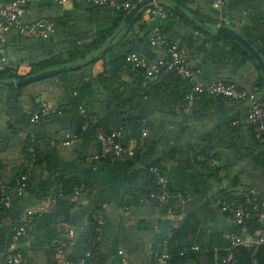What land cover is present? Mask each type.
<instances>
[{"label":"crops","instance_id":"crops-1","mask_svg":"<svg viewBox=\"0 0 264 264\" xmlns=\"http://www.w3.org/2000/svg\"><path fill=\"white\" fill-rule=\"evenodd\" d=\"M190 7L200 8L218 23L230 21L229 27L264 53V0L230 2L220 10L205 1ZM139 12V19L124 38L119 37L124 25L112 37L115 51L106 60L15 89L0 87L1 181L11 184L26 169L25 147L31 139L36 141L39 155V163L31 172L30 191L15 197L11 206L0 212V264L6 262L8 251L16 247L23 252L26 264H71L68 259L77 260V264H151L159 236L160 212L146 203L144 192L149 187L148 178L155 177L151 172L155 164L166 173L170 183L187 195V200L182 202L183 214L177 217L174 228L187 214L195 213L202 221V231L195 244L203 246L204 253L192 252L184 264H217L210 249L205 254L206 243L212 247L219 245L220 237L253 233L247 228L240 229L241 224L223 211L219 201L213 202L221 192L231 197L244 196V189L255 190L264 197L260 193L264 192L262 158L255 150L248 126L243 125L248 104L219 99L202 107L195 116L186 115L176 105L174 91H165L163 83L153 89L156 83L152 85L148 79L141 81L129 67L128 55L136 52L150 61L162 58L164 53L149 45L147 36L152 28L165 25L167 37L181 43L190 65L202 70L204 84L215 76H225L247 87L244 90L255 91L262 103L263 93L255 88L263 79L261 71L258 72L253 59L242 56L227 38L209 39L177 17L149 16L145 6ZM117 18L111 9L82 4L31 5L28 20L57 23L55 33L45 40H37L12 32L5 46L7 60L0 63L1 69L11 67L17 75L26 78L31 72L28 64L53 56L57 49L65 50L69 41L91 43L97 37L99 26L114 28ZM242 59L244 65L239 63ZM76 86L84 87L88 90L85 93L91 94L89 112L86 111L90 115L102 119L119 106L127 118L137 119L149 127L150 145L142 154L138 151L139 159H132L131 164L125 161V165L107 159L91 160L103 155L104 147L98 136L85 132V120L80 112L31 122V116L43 104L68 107L77 95L73 89ZM186 92V85L181 86V94ZM72 134L77 136L75 141L64 145V136ZM62 178L85 182L89 189L76 195L75 188L70 195L62 196L60 201L67 202L70 209L56 211L51 187ZM96 213L105 222L99 236L98 224L93 220ZM31 216L34 221L29 225L27 236L16 245H9L10 230ZM70 234H73V243L62 259L59 246ZM94 234L100 242L91 254L89 248ZM81 248L87 249L83 261L76 254ZM217 251L214 248V253Z\"/></svg>","mask_w":264,"mask_h":264},{"label":"trees","instance_id":"trees-1","mask_svg":"<svg viewBox=\"0 0 264 264\" xmlns=\"http://www.w3.org/2000/svg\"><path fill=\"white\" fill-rule=\"evenodd\" d=\"M2 1L8 2L9 0H2ZM159 1L163 4H168L174 10L176 17L179 20L183 21V23L186 24V26H191L192 29H194L196 32L207 36L209 39H213V40L219 39L214 36L213 29L215 26L221 25L222 23L221 22L218 23L217 20H215L212 17V15L202 12L200 8L193 9L190 7V5L200 2V1H205V3H207L208 5L212 7L213 0H159ZM238 1L239 0H229L228 3L238 2ZM73 4L75 5L76 3H73ZM35 5L41 6V7L42 6L47 7V6H55L56 4H53L51 2H45L42 4H35ZM145 9L147 8L145 7ZM112 11L118 15L117 24L114 26V28L110 29L109 27L99 26L98 31H97V37L93 41H91V43H87V44L79 43L78 44L77 40L69 41L67 44L68 47L65 48V50L57 49V51L55 52L53 56L48 57L36 64H28L29 66H31V72L27 75V77L35 75L40 72H46L49 70L62 68L64 66L67 67V69L64 72L59 73L57 75H52L50 77L61 76L65 73L79 70L82 67L90 66L96 63L97 61H100L101 59L106 60L107 56H110L111 53L115 51V47H116V43H114V41L110 43V40L113 36H115L116 34L117 35L119 34V30L122 27V25H124L123 22L127 15L122 12H116L114 10ZM139 17H140V12L137 13L136 16L131 20L130 25L125 27L123 32L119 35L120 38L121 37L124 38L131 31L133 24L139 19ZM54 26H57V23ZM162 26L165 27L166 32H167V27L165 25H162ZM25 39H29V38H25ZM37 40H45V39H37ZM168 40L173 41L170 38H168ZM231 43L233 44V46H235L237 50L241 52L242 56H245L248 59L252 60L249 54L244 49H242L238 44L232 41ZM179 44L182 47L181 43ZM258 51L260 52L261 56L264 59V53L261 50H258ZM239 63H241V65H244L245 60L242 59ZM254 64L258 72H260V69L258 68L257 64L255 62ZM129 67H131V65ZM190 67H192L193 69H198L202 72V70L199 67H193L191 65ZM131 70L138 77H140L141 81L146 79L143 70L133 69L132 67H131ZM22 78H25V77L17 75L11 67L5 66L3 69L0 70V87L4 88V86L2 85V83L4 82H11L14 80H20ZM99 79L100 80L102 79V75L99 76ZM160 80L161 82H159ZM212 80H219L227 84H234L236 85L237 88L242 89V90L247 88L243 86L240 82H237L236 80H231L225 76H215L210 81ZM113 81L114 79L111 80V83ZM149 81H151L150 84L152 85L156 83L155 85H153V89L158 86L157 85L158 83H163L164 86L162 84L161 85L164 87L165 91L169 89L174 91V95L176 96V99H175L176 105L181 108V112L189 116L197 115L200 112V109L202 107H208L210 104H212L216 100H219V99L228 100L227 98H224V97L210 96V95H207L206 93H195L191 110L189 113H186L182 108V106L184 105L186 94L188 93V86L185 81L181 80L174 72H164L158 78L149 80ZM183 85H186L187 87V92L184 95L181 94V86ZM104 87H107V86H104ZM255 88L257 92H262L264 96L263 79H260L256 83ZM73 89L74 91H77V95L74 96L73 99L70 100L69 104H67V106H69L70 109L68 111H65L63 115L79 112L80 107L84 108L87 112H89L88 105H90L91 94L85 93L88 90H84V87L76 86ZM261 99H262V104H263L264 98L262 97ZM231 101H235V100H231ZM238 102H241V101H238ZM121 109L122 108L119 106L116 107L115 111L112 110L113 113L111 111L108 115H104L102 119L99 118L97 126L91 127L88 130H85V132L93 133L94 135L98 136L97 135L98 127H101L105 131L106 134H111L113 132L121 131L122 133L121 142L126 147H131V144L135 143V145L132 146V148L135 149L136 154L138 151L142 154V152L145 151V149L149 148L150 140H151L149 132L145 138L142 137V130L147 129L149 131V127L140 124L137 119L134 121L132 118H127L125 116V111ZM116 111L117 113L116 115H114ZM247 128L249 129V134L251 138L254 140V145L256 146V149L255 148L254 149L257 150L259 156L262 158L261 167L264 171V138L261 142L257 141L254 136L253 129L249 126ZM35 144H36V151L38 155V147H37L36 141H35ZM25 151L28 157L27 145L25 147ZM135 158L136 156L134 157L133 160H135ZM38 163H39V155H38L37 164ZM123 163L124 165L126 164V162H122V164ZM156 168H158L161 173L166 174L164 171L161 170V168L159 167H156ZM26 173H27V166H26V169L22 171V173H20V175L17 176L11 182V184H7L6 182L1 181L2 185L5 187V190L11 191V189L16 185V180L20 176L25 175ZM156 182H157L156 175L153 179L148 178L149 187L144 192L146 203H150L151 206L157 207L160 212V219L158 222L159 236H158L157 244L154 249L153 261L155 259V254L159 250V245L167 241V246L169 248L170 256H171L168 264H184L188 260L192 252L193 254L199 253V255H202L204 253L203 246L201 248L200 246L195 244V239L197 238V236H200V233L202 231V221L200 220L198 215H196L195 213H191V214L186 215L184 221L179 223L177 228H174V223H176L177 217L183 214V203L184 201L187 200V195L185 194L186 192L176 188L173 185V183H170V180L168 179L167 183L164 186L165 191L167 192V200L163 202L159 200L158 198L151 199L149 197L150 194L152 192L156 193L160 189L159 186L156 185ZM55 183L61 185L63 196L70 195L75 188H79L81 186L83 187V191H86L87 189H89L87 183L77 182L71 179L62 178L60 179V181L59 180L55 181ZM30 187H31V180H30ZM30 187L27 190V192L30 191ZM260 193L264 195L263 191H260ZM178 195H180L181 203L182 202L183 203L182 204L180 203L177 206L179 202L177 198ZM219 196L218 197L216 196L213 199L214 204L218 203V201L220 200L222 203H226L234 209H240V208L247 207V198H245L244 196L231 197L223 192L219 193ZM1 197L2 196H1V191H0V212L9 208L13 200L15 199V197L12 199L9 206H2ZM54 197L55 196L53 193V198ZM60 199L61 198H58L56 200V203H57L56 211H62L63 209L64 210L70 209V205L67 202H63V201L61 202ZM222 203L220 204L221 208L223 207ZM59 207H64V208L59 209ZM33 221H34L33 217L31 216L30 221H29L30 224ZM21 224L22 222L18 226H15L13 231L10 230L9 235H8L9 245H13L12 238L15 234V230ZM239 228L240 229L247 228L252 233L258 228V224L255 219H251V220L245 221L243 224L239 226ZM95 229H96V226H95ZM105 229H106V226L104 227L103 230ZM214 237H219V236L214 235ZM22 240L23 239H21L20 242ZM99 242H100L99 239L94 234L92 246L89 248L90 250L88 249L91 252V254L95 252V248L99 245ZM217 242L219 245H216V246L212 245V247H210L211 253H213L216 256V259L218 261L217 264H222L221 260L224 257L228 256L229 254L232 255L234 264H264V245L259 246L255 250H248L243 247H234V248H231L230 250H227L228 248H230V243L226 241L224 237L222 238L220 237ZM194 246L199 247V251H197L196 253L193 251ZM214 248H218V251L215 253H214ZM16 252H20L23 254V252H21V250L18 247H16L14 250L8 251V254L6 255L5 259H7V257L11 253H16ZM86 252H87V249L81 248L80 250L77 249L76 254H80L81 257L83 258L82 259L83 261L85 259ZM68 260L69 262H71V264H77V260L76 261H73L71 259H68Z\"/></svg>","mask_w":264,"mask_h":264},{"label":"built area","instance_id":"built-area-1","mask_svg":"<svg viewBox=\"0 0 264 264\" xmlns=\"http://www.w3.org/2000/svg\"><path fill=\"white\" fill-rule=\"evenodd\" d=\"M143 1H151L145 7L147 14L153 17L162 19L175 18L174 10L168 5L163 4L159 0H9L4 2L0 0V63H6V48L8 35L16 32L20 37L30 39H47L55 33L54 24L48 20H41L38 22H30L28 17L30 15V7L34 4H42L51 2L56 5H68L72 3L92 6L96 8L111 9L116 12L128 14L137 4ZM229 0H213L212 7L216 10L222 9ZM224 24L229 26L230 21L225 20ZM147 41L149 45L164 53L162 58L155 61H150L145 56L132 52L128 55V62L133 69H140L144 71L145 77L148 80H153L161 76L164 72H174L181 80L185 81L188 86V93L186 94L183 110L189 113L193 105L195 93H206L210 96H220L227 99L241 101L248 104V115L243 121V124L251 127L257 141H262L264 138V106L261 103L256 93L252 91L242 90L234 84H227L219 80H212L206 84L201 81L202 72L198 69H193L189 65V59L186 51L180 46L177 41H169L165 27L157 26L151 29L148 33ZM2 67L0 66V69ZM70 107H61L55 103L43 104L40 111L31 116L32 123H39L52 115L61 116ZM80 114L85 120L84 130L95 127L98 124V118L90 115L82 107L79 108ZM148 134L147 129L142 130V137L145 138ZM98 141L104 147V154L101 156L91 157V160L100 161L101 159H108L111 161L125 162L129 159H134L136 151L132 147H126L121 142V131L106 134L101 128H97ZM76 135H65L63 144L68 145L75 141ZM27 173L20 176L16 180V185L11 191L5 190L0 179L1 191V205L9 206L12 199L17 196H22L30 187V178L33 168L37 165L38 155L36 151V144L31 139L27 144ZM151 172L157 176L156 185L159 186L158 192L150 194L151 199L158 198L165 202L167 200V192L165 191V184L167 183V176L159 171L158 168L152 167ZM54 193L53 200L62 198V188L59 184H54L51 187ZM83 191V187L75 189V194L78 195ZM242 194L247 198V207L234 209L226 203H222L223 211L226 212L230 218L234 219L240 224L247 220L255 219L258 228L248 236L227 235L225 236L230 243V250L234 247H243L248 250H255L261 245H264V197L255 190L244 189ZM178 204L181 203V197L178 195ZM93 220L98 224L96 234L99 236L102 232V227L105 225L104 220L99 213L93 216ZM30 217L23 219L22 224L15 230L12 238L13 244L16 245L21 239H24L29 231ZM73 243V234H70L65 240L60 243L59 256L65 259V251ZM198 246L193 247V251H198ZM90 254H87L89 256ZM170 251L167 246V241L159 245V250L155 254V259L152 264H168L170 260ZM222 264H234L232 255H228L221 260ZM4 264H26L24 256L20 252L10 254Z\"/></svg>","mask_w":264,"mask_h":264},{"label":"water","instance_id":"water-1","mask_svg":"<svg viewBox=\"0 0 264 264\" xmlns=\"http://www.w3.org/2000/svg\"><path fill=\"white\" fill-rule=\"evenodd\" d=\"M148 3H151V1H143L137 4L125 17L124 19V26L121 28L120 31H123L126 26H129L131 23V20L136 16V14ZM178 9V8H177ZM214 36L217 38H227L231 40L232 42H235L238 44L242 49H244L249 56L254 60V62L257 64L258 68L261 71L262 78L264 81V59L261 56L260 52L246 39L244 38L239 32H237L232 27L226 26L224 24L218 25L213 29ZM115 38H112L111 41H113ZM67 69V67L57 68L53 70H49L46 72H40L33 76L22 78L20 80H14L11 82H4L2 85L9 89H15L24 85H28L40 80H43L45 78H48L52 75H57L59 73L64 72ZM184 87L182 88V91L184 92ZM140 153L138 152L136 154V158L139 159ZM128 163H133V160H127ZM210 246L208 243L204 246L205 254H209Z\"/></svg>","mask_w":264,"mask_h":264}]
</instances>
